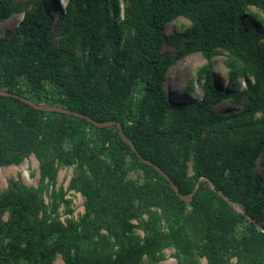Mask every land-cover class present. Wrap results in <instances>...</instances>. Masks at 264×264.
Instances as JSON below:
<instances>
[{
    "label": "trees",
    "instance_id": "1",
    "mask_svg": "<svg viewBox=\"0 0 264 264\" xmlns=\"http://www.w3.org/2000/svg\"><path fill=\"white\" fill-rule=\"evenodd\" d=\"M15 14L0 37V90L120 122L192 199L116 126L0 96V167L39 163L38 186L11 180L0 194V264H158L167 249L177 264H264V0H0V22ZM179 18L191 26L169 34L176 52L166 51ZM197 52L201 99H171L169 71ZM221 52L229 87L214 71ZM60 167L74 168L67 190L84 198L77 220Z\"/></svg>",
    "mask_w": 264,
    "mask_h": 264
},
{
    "label": "rangeland",
    "instance_id": "2",
    "mask_svg": "<svg viewBox=\"0 0 264 264\" xmlns=\"http://www.w3.org/2000/svg\"><path fill=\"white\" fill-rule=\"evenodd\" d=\"M59 3L64 7L66 0H58ZM256 12L255 9L252 8ZM22 15L15 14L9 19L0 22V37L7 36L11 37L14 33V29L17 27L22 19ZM56 19L53 20V31H56L55 23ZM191 26L184 18L176 19L171 22L166 31L164 38V49L170 52H176V49L167 41V36L171 33H182L187 28ZM226 55L220 53L214 58V71L217 76V83L222 84L224 87H229V78L227 76L228 69L226 67ZM206 61L200 53H193L188 56H184L182 59L178 60L168 73V78L166 82V90L168 94L173 97H185L187 99L199 100L201 99L203 92L200 85L196 82L197 70L202 67ZM194 83V88L192 91L188 90V85ZM241 87H245L244 83L241 81ZM222 108H238L230 101H222L218 104ZM191 166V165H190ZM133 168V164L129 165ZM255 168L260 175L264 178V161L260 159L256 162ZM74 168L73 167H60L58 170V180L57 188L63 187L66 192V199L70 202L69 208L72 210L70 218L78 219L84 213V198L82 195L75 191H68V185L72 178ZM189 174L192 175V169L190 168ZM129 177L132 179L142 178V173L137 170H131L129 172ZM11 180L17 181L26 186H38L39 184V163L34 156L27 158L22 164L18 166H8L0 167V194L7 190L9 182ZM238 210L241 208L236 205ZM61 219L64 220L67 216L65 215V206L60 209ZM137 233L142 234L140 231ZM60 258L57 259L55 264H60ZM158 264H177L174 258V250L167 249L165 251V258ZM201 264H207L204 259L201 260Z\"/></svg>",
    "mask_w": 264,
    "mask_h": 264
},
{
    "label": "water",
    "instance_id": "3",
    "mask_svg": "<svg viewBox=\"0 0 264 264\" xmlns=\"http://www.w3.org/2000/svg\"><path fill=\"white\" fill-rule=\"evenodd\" d=\"M0 96H8V97H14V98L20 99V100L24 101L25 103H27L28 105H30L31 107H33L36 110L47 111V112H57V113H62V114H65V115H69V116L85 119L86 121L90 122L91 124H93L94 126H96L98 128H107V127H110V126H116L117 129H118L119 135L121 136L122 140L132 148V150L135 152V154L139 157V159L143 163L153 167L156 171H158L163 177H165L169 181L172 189L175 191L176 195L181 200L190 201L192 199L191 198L192 195L186 196V195H183V194L180 193V190H179L178 186L175 184V182L168 176V174L161 167H159L157 164L151 162L150 160L145 159L138 152V150L135 147V145L133 144V142L130 139H128V137L126 136V134L124 132V129H123V126H122V124L120 122L115 121V120L99 122V121L94 120L92 117H90V116H88V115H86L84 113H81V112H78V111H73L71 109L59 107V106H56V105H39V104H36L35 102H33V101H31V100H29V99H27L25 97L19 96L17 94H13V93L5 91V90H0ZM231 204L233 206H235L234 203H231Z\"/></svg>",
    "mask_w": 264,
    "mask_h": 264
},
{
    "label": "clouds",
    "instance_id": "4",
    "mask_svg": "<svg viewBox=\"0 0 264 264\" xmlns=\"http://www.w3.org/2000/svg\"><path fill=\"white\" fill-rule=\"evenodd\" d=\"M183 98H185V97H183Z\"/></svg>",
    "mask_w": 264,
    "mask_h": 264
}]
</instances>
